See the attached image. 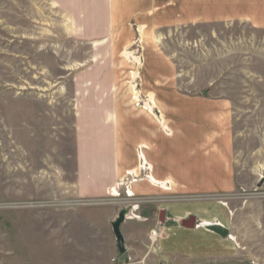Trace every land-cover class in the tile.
<instances>
[{"label":"rangeland","instance_id":"obj_1","mask_svg":"<svg viewBox=\"0 0 264 264\" xmlns=\"http://www.w3.org/2000/svg\"><path fill=\"white\" fill-rule=\"evenodd\" d=\"M71 14L57 0H0V264H140L119 255L111 226L130 205L125 237L148 223L136 211L132 171L107 195H82L83 120L75 114L77 80L123 83L135 66L99 25L70 23ZM158 34L183 91L230 101L237 185L216 201L240 256L264 264V30L206 23ZM136 41L130 52L139 59ZM96 64L108 70H92Z\"/></svg>","mask_w":264,"mask_h":264},{"label":"crops","instance_id":"obj_2","mask_svg":"<svg viewBox=\"0 0 264 264\" xmlns=\"http://www.w3.org/2000/svg\"><path fill=\"white\" fill-rule=\"evenodd\" d=\"M57 6L71 10L70 23L99 25L135 66L123 83H75L81 89L75 114L83 120L80 193L107 195L132 171L136 211L148 223L133 224L128 239L123 234L126 253L140 264H252L240 256L241 244L216 201L237 185L230 101L183 91L176 64L155 40L160 30L206 23L264 30V0H57ZM136 40L143 41L139 59L130 52ZM191 218L195 225L186 227Z\"/></svg>","mask_w":264,"mask_h":264},{"label":"water","instance_id":"obj_3","mask_svg":"<svg viewBox=\"0 0 264 264\" xmlns=\"http://www.w3.org/2000/svg\"><path fill=\"white\" fill-rule=\"evenodd\" d=\"M132 210V206H124L120 209L118 216L112 221L111 226L113 230V236L116 239V247L120 256H124L127 252L126 241L122 232V226L126 222L128 215ZM184 225L186 227H192L195 225V219L191 218L187 220Z\"/></svg>","mask_w":264,"mask_h":264},{"label":"built area","instance_id":"obj_4","mask_svg":"<svg viewBox=\"0 0 264 264\" xmlns=\"http://www.w3.org/2000/svg\"><path fill=\"white\" fill-rule=\"evenodd\" d=\"M156 232H153V235H152V237H154V238H156Z\"/></svg>","mask_w":264,"mask_h":264}]
</instances>
